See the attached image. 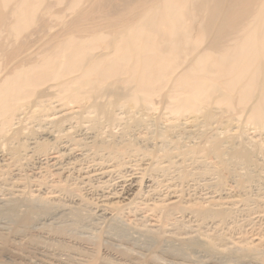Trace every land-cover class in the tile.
I'll use <instances>...</instances> for the list:
<instances>
[{"label": "bare ground", "instance_id": "6f19581e", "mask_svg": "<svg viewBox=\"0 0 264 264\" xmlns=\"http://www.w3.org/2000/svg\"><path fill=\"white\" fill-rule=\"evenodd\" d=\"M0 264H264V0H0Z\"/></svg>", "mask_w": 264, "mask_h": 264}, {"label": "rangeland", "instance_id": "374dc122", "mask_svg": "<svg viewBox=\"0 0 264 264\" xmlns=\"http://www.w3.org/2000/svg\"><path fill=\"white\" fill-rule=\"evenodd\" d=\"M199 32L200 33V28L197 27L194 22L191 24V33Z\"/></svg>", "mask_w": 264, "mask_h": 264}]
</instances>
